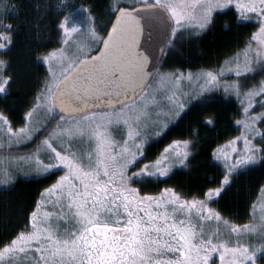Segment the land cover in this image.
Instances as JSON below:
<instances>
[{
    "label": "snow or ice",
    "instance_id": "6c2138e0",
    "mask_svg": "<svg viewBox=\"0 0 264 264\" xmlns=\"http://www.w3.org/2000/svg\"><path fill=\"white\" fill-rule=\"evenodd\" d=\"M7 4L0 0V9ZM232 6L241 19L257 20L258 31L243 49L242 66L237 56L218 71L198 74L150 69L151 53L141 50L146 26L168 29L171 42L177 33L199 35L212 25L217 11ZM82 10L88 14L86 30L69 29L68 16L58 22L64 47L42 58L48 76L26 113L25 125L14 130L0 113V183H11L24 161L44 172H63L41 193L54 211L33 210L23 229L0 241V264L264 260V206L258 218L253 213L242 226L223 220L211 207L234 174L264 161V79L251 85L240 79L257 68L264 71V0H114L115 22L105 35L95 28L90 9ZM6 27L11 31V25ZM0 40L11 44L4 32ZM5 47L0 43V49ZM4 66L0 60V68ZM227 73L235 82H229ZM11 81L6 73L0 75V93ZM220 87L240 101L243 118L236 121L241 134L212 154L224 170L219 186L209 187L202 199H188L167 187L158 195L145 193V182L166 183L161 178L177 166L186 168L191 155L190 140H175L145 163L149 136H161L172 117H180L186 96H203ZM256 105L261 110L254 112ZM34 116L43 118L34 121ZM33 141L32 155L12 154ZM210 222H216L215 227L209 228Z\"/></svg>",
    "mask_w": 264,
    "mask_h": 264
},
{
    "label": "trees",
    "instance_id": "16d2710c",
    "mask_svg": "<svg viewBox=\"0 0 264 264\" xmlns=\"http://www.w3.org/2000/svg\"><path fill=\"white\" fill-rule=\"evenodd\" d=\"M60 1L8 0L5 8L0 9V32L11 37V44L3 40L6 47L0 50V60L5 65L0 68V75L6 73L12 78L11 87L0 93V113L9 118L14 130L24 126L26 113L48 76V65L42 58L49 51L64 47L58 22L68 16L69 28L77 23L84 31L89 20L82 9H90L95 28L100 35H105L115 15L112 11L114 0H73V6L66 11H59ZM79 12L81 19H78ZM235 18L234 13L215 14L212 25L199 35L187 31L177 33L171 42L169 37L158 71H182L185 75L208 69L218 71L226 61H232L240 54L257 26L253 21L238 22ZM7 25L12 26L11 31L7 30ZM262 72L260 70L257 74ZM248 77L250 85L254 84L255 77ZM256 78L260 80V77ZM184 99L187 103L180 117L173 116L161 136H149L144 162L155 160L163 148L175 140H190L188 166L175 167L169 177L161 178L166 183L154 179L145 182L143 191L147 194H157L167 187L188 199L193 196L202 199V193L209 187L219 186L224 174L222 164L213 159L214 150L241 134L236 121L243 118L242 106L234 95L221 88L214 90L212 95L186 96ZM208 119L214 122L208 124ZM18 148L17 154H31L35 151V142ZM55 176L19 178L7 188L0 189V241L14 236L29 223L30 213L36 208L41 193L51 186ZM262 189L264 161L234 174L230 184L211 206L223 220L242 226L250 222L253 204Z\"/></svg>",
    "mask_w": 264,
    "mask_h": 264
},
{
    "label": "rangeland",
    "instance_id": "374dc122",
    "mask_svg": "<svg viewBox=\"0 0 264 264\" xmlns=\"http://www.w3.org/2000/svg\"><path fill=\"white\" fill-rule=\"evenodd\" d=\"M73 0H61L60 1V4L59 6H61L59 8V11H66L68 10L69 8H71L73 6V3H71ZM114 2V1H113ZM123 3H126V4H130L133 2V0H122ZM78 3V1H77ZM11 5V4H10ZM9 7V6H8ZM10 11V10H9ZM8 11V13H9ZM231 13L233 15V13L236 15V20L238 22H241L240 20L242 21H253L254 23H257V20L254 16H252V18L248 19V20H243L240 18V15L239 13L236 12L235 10V7L232 6V7H229L228 9H225L223 11H217L215 14H221V13ZM7 13V14H8ZM214 14V15H215ZM79 15H80V18H79ZM251 15V14H250ZM78 19H81V13L79 12L78 14ZM73 26H77L78 27V24H74ZM70 29V28H69ZM87 29V28H86ZM258 31V27L256 26L255 28V31L253 32V34L255 32ZM81 39L82 36L80 37ZM0 43H3V40H0ZM245 48V47H244ZM243 48V49H244ZM243 49L240 50V54L238 55L240 57V61H241V66L243 65ZM0 50H3V49H0ZM260 71V69L257 68V70L254 72V73H249L246 77H241L240 79L241 80H244L246 83H248L250 85V78L248 76H254L255 77V83H259L261 81V79H264V72H262L260 75L257 74L258 72ZM226 75H229V82H235L236 78L235 76L232 74V73H227ZM256 76L260 77V80H258V78H256ZM258 81V82H257ZM221 88L223 89V87H220V88H217V89H220ZM207 94H211L212 95V92L211 93H207ZM205 94V95H207ZM261 109L259 108V105H256L255 109H254V112L256 111H260ZM43 117L42 116H34L33 117V120L35 121L36 119H42ZM25 125V124H24ZM4 125L2 123H0V128H3ZM23 127V126H22ZM18 131V130H17ZM150 131V130H149ZM3 133H0V136H2ZM28 143V142H27ZM25 144V143H24ZM23 145V144H21ZM19 145V146H21ZM18 146V147H19ZM34 153V151H33ZM33 153L31 154H17L16 152H13L12 154L13 155H16V156H30L32 155ZM41 156L43 157L44 154L41 153ZM50 174H55V180L54 182L51 184V186L56 183V181L59 179V176L63 174V172L59 169L57 170H54L53 172H44L43 170H40L38 169L37 166H33L32 162L31 161H24V166L21 167V169L15 173V176H14V179L12 180L11 183L5 185L3 183H0V189L1 188H7L8 186H10L11 184H13L17 179L19 178H30V177H43V176H47V175H50ZM0 179H2V175H0ZM50 186V187H51ZM160 193V192H159ZM159 193L157 194H151V195H158ZM38 205H40L39 209H38ZM253 206H255V208L253 207L252 208V213L251 215L253 216V213H255V216L258 218L260 215H261V207L264 206V191L261 192V194L259 195V197L257 198V200L255 201V203L253 204ZM212 207V206H211ZM34 210H39L40 212H43V211H54V209L52 208V206L50 204H47L45 203L43 200H42V197L40 198V200L38 201L37 203V206ZM30 219V218H29ZM223 219V218H222ZM53 222H54V218H53ZM247 224V223H246ZM216 225V222H210L208 227L209 228H212V227H215ZM220 227L223 229L224 225L223 223L220 224ZM217 264H218V261H217ZM258 264H264V260H258Z\"/></svg>",
    "mask_w": 264,
    "mask_h": 264
},
{
    "label": "water",
    "instance_id": "95a60500",
    "mask_svg": "<svg viewBox=\"0 0 264 264\" xmlns=\"http://www.w3.org/2000/svg\"><path fill=\"white\" fill-rule=\"evenodd\" d=\"M114 22L113 18L108 30ZM149 32H151V36H149ZM169 37L168 29L161 28L158 25H152L151 27L146 26L145 32L141 38V50L146 48L151 53V62L149 65L150 69L158 70V66ZM161 49H163V52Z\"/></svg>",
    "mask_w": 264,
    "mask_h": 264
}]
</instances>
